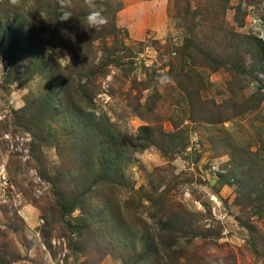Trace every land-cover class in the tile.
<instances>
[{
	"label": "rangeland",
	"instance_id": "374dc122",
	"mask_svg": "<svg viewBox=\"0 0 264 264\" xmlns=\"http://www.w3.org/2000/svg\"><path fill=\"white\" fill-rule=\"evenodd\" d=\"M101 1L0 0V264H264V0Z\"/></svg>",
	"mask_w": 264,
	"mask_h": 264
},
{
	"label": "trees",
	"instance_id": "16d2710c",
	"mask_svg": "<svg viewBox=\"0 0 264 264\" xmlns=\"http://www.w3.org/2000/svg\"><path fill=\"white\" fill-rule=\"evenodd\" d=\"M98 3L103 5L104 8L106 7V5L101 0L98 1ZM0 25H2L1 20H0ZM95 34H99V33L95 32ZM95 37L97 38L101 36H95ZM95 37L93 36L94 39H96ZM185 41H186L185 52L182 51L181 54L185 57H188L189 59H192L194 58L191 53V47L193 45L192 40L190 38H187ZM61 82H62L63 87H66V86L70 87V85L68 84L69 81H67L66 79H63ZM69 90L70 88H68V91ZM96 127H97V130L99 131L98 138L102 145L100 146L102 157H100V161H99L100 168L98 167L96 176L92 177L91 179H90V171L92 167L94 166V162L89 163L87 166L86 171H87L88 176L86 179L87 181L86 185L89 181H91L88 186H90L91 183H93L94 185L95 184L97 185L100 179H102L106 183H110L112 179V174H113V172L111 171H115V166L117 164L122 163L123 165L124 160H125V155H126L125 142H123L120 139L119 135L114 130V126L111 123L107 121H105V123L98 122L96 123Z\"/></svg>",
	"mask_w": 264,
	"mask_h": 264
},
{
	"label": "clouds",
	"instance_id": "9594fccd",
	"mask_svg": "<svg viewBox=\"0 0 264 264\" xmlns=\"http://www.w3.org/2000/svg\"><path fill=\"white\" fill-rule=\"evenodd\" d=\"M84 5L87 8V14L85 16V23L88 29H92L94 31H100L104 27L109 24V17L104 14L103 5L98 3V0H83ZM9 3L12 6H20L22 0H9ZM73 8L72 0H58V11H59V21H67L72 15L71 9ZM41 17H43V13H40ZM54 50L48 49L46 54L51 55ZM57 53L59 49L55 50ZM65 59L70 61V57L65 54L63 57H57V62L63 63ZM3 67V65H2ZM264 76V74H260Z\"/></svg>",
	"mask_w": 264,
	"mask_h": 264
}]
</instances>
